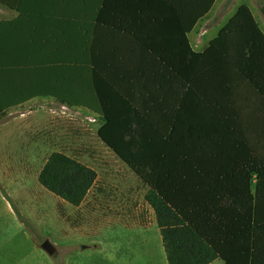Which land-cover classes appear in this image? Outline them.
Segmentation results:
<instances>
[{
	"label": "trees",
	"instance_id": "1",
	"mask_svg": "<svg viewBox=\"0 0 264 264\" xmlns=\"http://www.w3.org/2000/svg\"><path fill=\"white\" fill-rule=\"evenodd\" d=\"M92 2L85 20L74 15L75 28L41 25V39L8 42L0 24V114L36 98L95 113L100 140L147 189L167 264H247L264 195V33L251 11L238 7L200 53L185 32L169 41L163 31L145 30L142 44L157 69H133L121 82L105 75L100 85L93 34L101 0ZM52 4L14 6L24 19L35 15L31 8ZM95 180L91 168L59 152L38 174L45 190L73 207Z\"/></svg>",
	"mask_w": 264,
	"mask_h": 264
},
{
	"label": "rangeland",
	"instance_id": "2",
	"mask_svg": "<svg viewBox=\"0 0 264 264\" xmlns=\"http://www.w3.org/2000/svg\"><path fill=\"white\" fill-rule=\"evenodd\" d=\"M232 2L234 7L247 6L264 33V0ZM98 25L93 45L100 85L106 82L105 75L121 82L120 76H132L133 69L144 73L157 69V62L142 44V31L132 33L136 43L130 44V39L117 37L116 31L110 30L106 36ZM187 42L197 53L208 45ZM65 106L52 98L27 102L25 133L10 134L7 143L14 147L8 149L1 147L4 140H0V264L160 262L165 252L154 213L144 200L146 187L100 140V118L87 109ZM6 120L0 116L1 129ZM54 152L96 173L93 187L78 207L38 182L41 168ZM251 191L254 193V183ZM45 240L55 247L52 256L40 248Z\"/></svg>",
	"mask_w": 264,
	"mask_h": 264
},
{
	"label": "crops",
	"instance_id": "3",
	"mask_svg": "<svg viewBox=\"0 0 264 264\" xmlns=\"http://www.w3.org/2000/svg\"><path fill=\"white\" fill-rule=\"evenodd\" d=\"M11 1L12 3L8 5L0 4V24L4 23L5 25L3 37L8 42L21 43L30 38H37V36L41 39L42 36L36 31L41 25L49 22L57 25H74L75 28V14L85 20V17H81L82 15L92 14L95 11L92 0H83L84 5L80 4L81 0H73L72 4L65 6L57 5L55 2L58 0H50L52 5L31 8L28 11H33L35 15L26 16L23 19L14 6L18 0ZM232 3V0H101L98 11L99 25H97L106 36L110 30H113L116 31L117 37L130 39L128 40L130 44L136 42H133L132 33L124 31L125 28H130L131 32L142 31L144 35H146L145 30L163 31V33L169 34L167 39L170 40L175 36L181 39V34L185 32V38L197 46L198 44H209L234 16L238 7L242 5L234 7ZM62 14L68 17L61 19L59 16ZM188 29H190L189 32ZM28 30L31 32L27 33ZM95 38L96 36L93 35V39ZM42 41L37 40V42ZM37 101L35 100V102ZM26 107L27 103L0 114L1 117L8 119L2 125L4 127L0 128V140H4L1 147L6 149L14 147L12 143H10L11 145L7 143L10 134L14 135L17 131L20 134L25 133L26 129L23 127L27 126L29 119ZM13 110L15 111L12 112ZM29 113L32 115L34 112L29 111ZM13 125L14 129L11 128ZM260 209L262 221L259 225L258 240L253 249V256L251 255L247 264H264V195L261 197ZM132 264L138 263L132 262ZM144 264H167L166 256L161 254L160 262L149 261ZM210 264H225V262L216 259Z\"/></svg>",
	"mask_w": 264,
	"mask_h": 264
},
{
	"label": "water",
	"instance_id": "4",
	"mask_svg": "<svg viewBox=\"0 0 264 264\" xmlns=\"http://www.w3.org/2000/svg\"><path fill=\"white\" fill-rule=\"evenodd\" d=\"M40 248L49 256H52L55 253V247L48 240L42 242Z\"/></svg>",
	"mask_w": 264,
	"mask_h": 264
}]
</instances>
